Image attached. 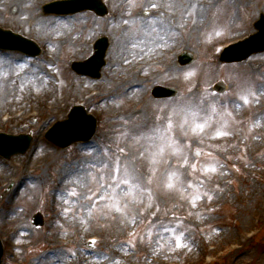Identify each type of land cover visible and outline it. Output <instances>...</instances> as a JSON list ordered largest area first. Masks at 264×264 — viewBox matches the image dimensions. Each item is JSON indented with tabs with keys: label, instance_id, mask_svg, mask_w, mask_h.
Masks as SVG:
<instances>
[{
	"label": "rangeland",
	"instance_id": "rangeland-1",
	"mask_svg": "<svg viewBox=\"0 0 264 264\" xmlns=\"http://www.w3.org/2000/svg\"><path fill=\"white\" fill-rule=\"evenodd\" d=\"M52 1L0 0V27L42 48L35 58L0 50V73L7 78L4 86L25 87L30 77L39 82L45 77L51 85L58 78L67 82L77 79L94 90H104L112 81L119 84L112 86L114 93L103 102H99L101 96L71 98L53 111L23 101L27 100L24 95L16 92V99L23 101V119L5 121L2 115L0 133H30L33 139L24 154L0 157L3 264H152L153 257L167 264H254L264 250V211L258 219H249L242 210L252 185L264 182V52L234 64L220 63L218 57L228 43L254 32V21L264 14V0H212L213 5L202 11L204 21L200 18L196 22L193 15L191 23L177 17H172L175 22L163 16L159 19L156 0H103L108 9L104 17L90 11L46 16L42 6ZM183 2L188 8V0ZM229 2L234 6L229 7ZM30 8L36 9L33 16ZM35 15L48 23H32ZM134 18L137 22L133 24ZM169 24L174 27L170 31L166 29ZM101 36L107 37L109 46L100 77L74 73L70 64L90 57L95 40ZM119 48L121 56L116 55ZM182 51L193 55L192 64H177ZM166 52L172 56L153 70L149 67V77L129 72L124 64L141 55L161 57ZM112 59L117 61L113 68L109 67ZM152 74L156 77L151 78ZM218 81L226 85L225 92L212 89ZM138 83L140 95L132 94L129 87ZM154 85L174 87L177 95L154 99L150 94ZM49 94L47 99L54 96L45 105L57 104V90L53 88ZM241 95L248 96L247 103ZM143 102H147L146 107ZM104 103H110L107 109L114 106L121 110V118L112 120L101 111ZM75 105L83 106L96 118V131L87 142L58 148L44 134L54 123L66 119ZM184 105L187 112L199 111V116L194 122L189 116L186 135L174 137ZM253 107L260 108L259 112L254 114ZM173 110L181 115L172 116V121L179 120L173 121L172 131L165 136L174 137L178 143L173 147L180 149L178 155H184H170L164 175L155 183V165L149 155L154 154L156 145L148 143L147 150L138 154V143L153 136L157 126H167ZM209 115L210 126L203 132L190 130ZM138 117L144 127L129 130ZM217 131L226 134L217 136ZM41 147L53 153L51 163L33 169V176L39 177L35 183L23 180L17 186L11 166L18 160L25 167H33L35 150ZM117 160L120 172H116ZM141 160L145 161L143 167ZM125 166L135 171L144 191L132 189L130 195H124L129 186L122 183L113 191L125 175ZM170 171L179 174L178 180L173 178L175 187L171 190L165 187ZM72 192L76 195H70ZM256 197L258 201L262 198ZM36 212L44 215L41 229L31 224ZM18 227L26 234L22 249L16 248ZM239 239L236 249L225 247ZM89 240L94 243L92 249L87 246ZM189 243V248L192 243H197V248L184 250ZM215 245L219 247L212 250Z\"/></svg>",
	"mask_w": 264,
	"mask_h": 264
},
{
	"label": "bare ground",
	"instance_id": "bare-ground-1",
	"mask_svg": "<svg viewBox=\"0 0 264 264\" xmlns=\"http://www.w3.org/2000/svg\"><path fill=\"white\" fill-rule=\"evenodd\" d=\"M183 0H156V5L157 6V10L156 12L158 13V18L162 19L163 17H168L169 20H172L173 22L174 19L172 17H177V19H182V21L184 22H188L189 20L193 19V15H195L196 17V22H198V20L203 19L204 21V17L202 16V11L205 8H209L213 5L212 0H188L189 2V7L188 8H184L182 5ZM187 2V0H186ZM184 3V2H183ZM229 7H233L234 3L233 2H229ZM30 13L32 12V16L33 14H35L36 9L33 10L30 8ZM170 13V15H169ZM195 13V14H194ZM37 15V14H36ZM35 15V16H36ZM163 16V17H161ZM201 18V19H200ZM135 20H131V23L134 24V22H137V19L134 18ZM193 20L190 21V23ZM36 22V24H41L43 22H47L45 20L40 19V17L36 16L33 20L32 23ZM48 23V22H47ZM195 23V21H194ZM155 24V21H154ZM193 24V23H192ZM60 25H63V23H60ZM121 28V26H120ZM163 28V27H162ZM174 27H172L170 24L167 25L166 29L170 31V29H172ZM120 40V39H119ZM72 48L75 49V43H71L70 44ZM87 45H83V48H86ZM119 53L117 52L116 55H122L123 53L120 54V48L118 49ZM74 53H77V50L74 51ZM134 54V52L132 53V55ZM129 56V55H128ZM135 56H138V54L136 53ZM133 56V57H135ZM162 56H164V58H161ZM161 57L158 56H151L152 58H150L147 55H141L138 58H133L132 60L130 59V62H125L124 64L127 66V69L132 72H136L137 74H139V76L141 77L142 75L144 77H149L151 75L150 71L152 68L157 67L159 65H161V60H166L167 57H171V53L170 52H166L165 55H162ZM112 63L115 65L117 64V61H114V59H112V62L109 64V67L112 65ZM149 67L151 69H149ZM111 68H113V65L111 66ZM170 68V67H169ZM108 69V68H107ZM153 70V69H152ZM108 71V70H107ZM44 76H48V74L46 72H44ZM5 75H2L0 73V122L2 121V115H4V120L5 121H9V120H22L23 119V115L21 112V106L23 104V101H28V103L30 104H37L38 106L44 108H47L49 111H53L54 108H60L63 107L65 105V103L71 99V98H79V99H83V100H88L92 97H96V96H101L100 101L99 102H103L105 101V99H107L108 97L112 96V94L114 93V89H112V86L116 84H119L118 82L112 81V83H108L109 85H107V87L104 90H94V88H90L89 85L85 84V83H81L79 82V80L77 79H71L69 82H67L65 79L63 78H58V82H56L54 85H51V81L47 78H43V81L39 80H34L32 79V77H30L28 80H25V87H20V88H12L11 86H4V82L6 81V77H3ZM20 77V76H18ZM152 77H156L155 74H152ZM31 79V80H30ZM123 77L120 78V86L121 81H122ZM5 87L2 88V87ZM261 86H263V84H261ZM139 87V83L138 84H132L129 88L132 89V94H138L140 95L141 91L138 89ZM53 88H55L57 90V92L59 94H57V96L59 97V102L55 105H45V103H48V100L53 97L54 95H52L49 99H47V97L50 95L49 93L53 90ZM7 91H9L10 95L7 94ZM20 91V92H19ZM19 92V95H24V97L27 100H23L21 101V99L18 98V100L16 99V95ZM33 93H35L36 95H33ZM7 95H8V102H5V100L7 99ZM14 95L11 99V96ZM33 96H37L32 98ZM11 99V100H10ZM106 104V106H105ZM110 103H104L101 104V108L100 110L103 112H106V114L109 116V118H111L112 120L114 119H120L121 116L123 115V112L121 110H118L117 108H115L114 106L110 107L109 109H107L106 107H109ZM143 106L146 107L147 106V102H143ZM258 107H253V111L254 114L259 112ZM188 108L185 107V105L182 108V112H187ZM135 116H139L138 113L135 114ZM179 120V119H178ZM176 118L173 120L174 122L178 121ZM180 122V121H179ZM145 124V123H144ZM143 124V120L140 119V117H138L137 120H135V122L129 126V123L127 124V127L129 126V130L131 129L132 131H139L144 127ZM179 124V123H178ZM185 127V126H184ZM187 131L183 128L181 129L180 127H178V125L175 127L174 129V137L177 136H182V135H186ZM167 137V136H166ZM150 143H154V146L156 148V151L154 152L155 154V162L153 161V155H149L150 157V162H153L155 165V171H154V175H153V182L156 183V181L158 182L162 176L165 173V165L166 162L168 160V157L170 155L173 154L172 148L167 146V140H161L159 139L158 134H153V136H151V139L149 140L148 138H145L144 140H141V142L138 143V146L140 147V150L138 152V154H142L144 151L147 150L148 146L147 144ZM163 144L165 146V151L162 155H160L158 153V149L159 146ZM145 145H146V149H145ZM42 149H37L35 150V159H36V163L34 164L33 167H25L24 165H22L21 162H19L18 160H16V166H11V169H13L15 172L13 173V177L14 180L17 183V186H19V184L25 180L28 181L30 183H35V180L38 179L39 177H35L33 176V169L35 167H42L44 165H46L47 163H51L52 161V157H53V153L49 150V149H43L45 147H41ZM184 155L183 153L173 157H180ZM142 161V160H141ZM145 161L141 162V166L143 167ZM128 171L132 172L134 175L136 174L135 171L129 167H127ZM2 169L0 170V179L2 178ZM252 194H250V196H245L243 201L245 203H247L242 212H244V216L249 218V219H258L262 212L264 211V182L261 184H257V185H252V189H251ZM260 192V194H259ZM256 195H260L261 200L258 201ZM21 197H23L24 195H20ZM255 201L254 203H252V201ZM124 203L120 204V206H123ZM242 214V213H241ZM246 218V219H247ZM245 219V220H246ZM14 221H17L15 219H12ZM246 227L249 228L251 226V224L249 223L248 219L245 221ZM245 227V228H246ZM16 234H17V239L18 242L16 243V248H24L26 245V234L25 231L22 229V227H18L16 229ZM240 243V239L236 240V241H232L231 244H226L225 247H231L232 250L236 249V247H238ZM238 244V245H237ZM191 245H193L191 248H189L190 243L188 244V246H184L186 249L184 250H189L192 251L194 249L197 248V243H192ZM219 245H215L212 246V250L218 248ZM188 252V251H187ZM237 260V259H236ZM245 260V259H244ZM152 264H167V262L162 261L160 258H152ZM238 263H240V261H238ZM254 264H264V250L261 251V253L256 257L255 259V263Z\"/></svg>",
	"mask_w": 264,
	"mask_h": 264
},
{
	"label": "water",
	"instance_id": "water-1",
	"mask_svg": "<svg viewBox=\"0 0 264 264\" xmlns=\"http://www.w3.org/2000/svg\"><path fill=\"white\" fill-rule=\"evenodd\" d=\"M45 14H73L83 10H92L99 16L107 13L106 7L101 0H66L53 2L45 5ZM257 30L255 34L237 44L231 45L220 55V61L227 63L241 62L250 55L264 51V15L261 14L259 20L254 23ZM107 39L100 38L95 45L94 55L85 62H74L73 70L79 74L99 77V71L104 65V56L107 48ZM0 49L18 50L30 56H36L40 53V48L31 40L15 34L9 30L0 28ZM193 61L190 53L184 52L179 56V63L189 64ZM223 83L215 85V90L224 91ZM155 98L172 97L176 95V90L162 86H155L152 90ZM70 120L58 122L48 131L46 139L58 145L61 148L67 147L73 142L79 140H88L95 132L96 120L86 114L82 107H74L71 111ZM32 137L30 135H7L0 134V155L4 158H10L14 154H23L28 149ZM36 227L43 225V218L36 214L32 219ZM3 248L0 242V264Z\"/></svg>",
	"mask_w": 264,
	"mask_h": 264
},
{
	"label": "snow or ice",
	"instance_id": "snow-or-ice-1",
	"mask_svg": "<svg viewBox=\"0 0 264 264\" xmlns=\"http://www.w3.org/2000/svg\"><path fill=\"white\" fill-rule=\"evenodd\" d=\"M155 6V5H154ZM217 35H219V33H217ZM241 100H243L245 103L248 102V96L247 95H241L240 97ZM212 111H215V107L212 108ZM177 115H181L180 112H177L175 110H173L172 114L168 117V121H167V126L165 127H160L157 126L153 131L155 134H158L159 139L161 140H167V146L172 148L173 154H177L180 149L177 147H173L174 145H176L178 142L175 140L174 137H172L171 135H168L167 137L165 136V133H170L172 131L173 128V121H172V116H177ZM189 116H191L193 122L195 121V118L197 116H199V111H189V112H185L182 116H181V120L178 124V127H180L181 129L184 128L185 125L189 124ZM204 122L203 123H195L194 127H191V131L192 132H203L204 129L207 126H210V121H211V116H205L204 118ZM226 133H222L220 131L216 132V135H224ZM122 135H127V133H123ZM146 138H148L149 140L151 139V135H148ZM137 139H139V137H137ZM123 151V150H121ZM165 151V146L163 144H161L159 146L158 149V153L160 155H162ZM153 161L155 162V154L153 155ZM186 162V161H185ZM117 167H116V172H120V168H119V161H116ZM213 171H215V169H212ZM125 175L124 177L121 179V181L117 184H115L113 191L115 192V188H119L120 184H124V185H128L129 186V191L128 192H124V195H130L131 194V190L132 189H139L140 191H144L145 189H143L141 181L139 179L138 176L134 175L132 172L128 171L127 167L125 166ZM176 178L177 180L179 179V174L175 171H170L168 173V178H167V182L165 183V187L169 190L173 189L175 187V183L173 178ZM112 179L114 180L115 177L113 176ZM123 191V190H122ZM70 195H76L75 192L70 193ZM110 199L112 197H109ZM119 197H117L118 199ZM117 210H119V208L117 207Z\"/></svg>",
	"mask_w": 264,
	"mask_h": 264
}]
</instances>
